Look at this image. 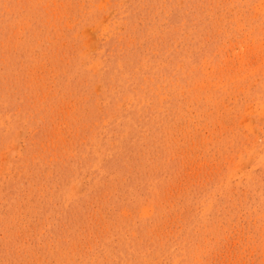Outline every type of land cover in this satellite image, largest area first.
Listing matches in <instances>:
<instances>
[{"label": "rangeland", "instance_id": "1", "mask_svg": "<svg viewBox=\"0 0 264 264\" xmlns=\"http://www.w3.org/2000/svg\"><path fill=\"white\" fill-rule=\"evenodd\" d=\"M0 264H264V0H0Z\"/></svg>", "mask_w": 264, "mask_h": 264}]
</instances>
